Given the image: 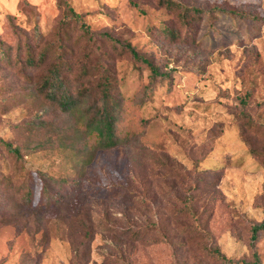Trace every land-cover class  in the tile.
Returning <instances> with one entry per match:
<instances>
[{"label": "rangeland", "instance_id": "1", "mask_svg": "<svg viewBox=\"0 0 264 264\" xmlns=\"http://www.w3.org/2000/svg\"><path fill=\"white\" fill-rule=\"evenodd\" d=\"M66 1L94 33L86 48L79 27L69 28L71 80L93 50L131 113L148 72L124 44L170 78L136 112L144 130L104 150L77 133L79 116L44 98L37 82L47 66L0 60V264H77L75 245L79 264H222L216 250L264 263V233L251 238L264 219V0H174L202 10L185 40L160 32L185 36L180 11L159 0ZM62 17L58 0H0V39L39 52L55 41ZM27 170L32 206L17 192ZM35 171L80 188L66 186L67 199L55 206Z\"/></svg>", "mask_w": 264, "mask_h": 264}, {"label": "trees", "instance_id": "2", "mask_svg": "<svg viewBox=\"0 0 264 264\" xmlns=\"http://www.w3.org/2000/svg\"><path fill=\"white\" fill-rule=\"evenodd\" d=\"M58 2L60 7L63 8V17L59 21L55 41L42 46L40 51L36 52L34 44L28 43V41L25 42L23 47L18 46L17 49H14L11 44L0 39V60L17 64L22 69L47 66L46 73L37 82L44 98L67 117L79 116L81 122L76 125L77 133L85 139L86 143L91 142L93 148L104 150L116 148L126 139L130 141L133 138L132 132L134 129L137 130L136 136L144 130L145 124L143 121H140L138 125L134 124L136 112L153 95L156 85L170 77L167 73L160 72L149 57L140 55L130 44L122 45V51L129 52L132 58L136 62H140L148 72V83L142 88L138 100L134 102L131 113L127 112L125 104L117 94L114 77L104 67L101 58H95L93 50L85 54L78 73L71 80L72 63L68 55L71 52L69 28L79 27L82 38L87 41L86 48L89 47V42L94 39V33L84 21L83 16L76 12L66 0H58ZM159 2L162 6L180 11L178 16L182 27L185 29V36L182 37L177 29L166 26L162 27L160 32L169 35L173 40L190 39L192 37L190 31L193 29L189 21L198 19L202 10L182 5L174 0H159ZM229 13L242 17H257L236 9H231ZM33 37L35 43L41 45L43 36L38 25L35 26ZM107 39L117 42L112 40L111 37H107ZM53 51L57 53L53 54ZM3 145L11 157L22 160L21 151L18 147L8 142H4ZM90 148L89 145L86 149ZM28 172V170L25 171V181L17 188V192L26 204L32 206L34 194L31 185L28 183ZM35 172L42 182L41 195L43 199L52 201L55 206L63 204L67 199L66 186H71V191H78L80 188V183L77 180L53 177L42 171ZM8 182L13 184L10 179H6L3 184L5 185ZM9 187H11V184ZM9 187L6 186L7 191L12 193L10 190H15V186ZM251 232L252 240L256 241L259 234L264 233V219L253 224ZM135 236L137 235L135 234ZM213 253L217 255L222 264H264L257 254H254V261L242 260L236 262L228 259L218 250ZM74 254L75 262L79 264L82 256L79 246H74Z\"/></svg>", "mask_w": 264, "mask_h": 264}]
</instances>
